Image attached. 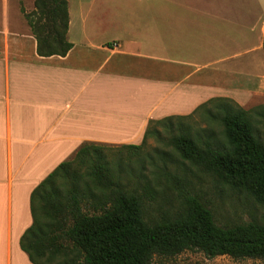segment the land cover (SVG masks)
<instances>
[{"label":"crops","instance_id":"obj_1","mask_svg":"<svg viewBox=\"0 0 264 264\" xmlns=\"http://www.w3.org/2000/svg\"><path fill=\"white\" fill-rule=\"evenodd\" d=\"M65 56H40L0 0V264H32L30 195L82 145H138L210 100L264 104V0H67Z\"/></svg>","mask_w":264,"mask_h":264},{"label":"trees","instance_id":"obj_2","mask_svg":"<svg viewBox=\"0 0 264 264\" xmlns=\"http://www.w3.org/2000/svg\"><path fill=\"white\" fill-rule=\"evenodd\" d=\"M24 17L40 56H65L71 49L67 0H34V10ZM210 105L215 113L209 109L207 117L219 122L220 131L206 127L202 134H192L178 124L169 146L181 160L240 190L264 209V144L255 126L264 111L216 99L193 114ZM193 114L149 124L171 129L172 122ZM148 134L146 129L141 144L122 145L120 151L125 150L128 159L138 155ZM121 165V159L109 162L102 146L82 145L37 185L30 195L32 224L19 243L32 264H150L154 257L185 251L208 258L264 260V222L220 226L195 196L183 195L184 209L173 217L145 219L149 186L143 183L142 193L127 188ZM133 174L128 170L127 175Z\"/></svg>","mask_w":264,"mask_h":264},{"label":"rangeland","instance_id":"obj_3","mask_svg":"<svg viewBox=\"0 0 264 264\" xmlns=\"http://www.w3.org/2000/svg\"><path fill=\"white\" fill-rule=\"evenodd\" d=\"M93 1L95 8L103 5L105 0ZM212 107L213 105L206 106L189 119L172 122L171 129H167L163 124L150 123L146 128L150 134L147 135L144 145L139 154L130 156V159L127 158L125 150L120 151L122 145H100L102 154L109 162L117 164L121 159L123 171L121 179L127 188H134L142 193L143 183L148 184L150 191L145 197V219L157 220L177 215L185 206L183 195H192L210 209L214 221L220 226L249 221L264 222V209L245 193L216 176L205 173L201 168L181 160L169 146V138L177 133L178 124L189 128L192 134H202L201 131L206 127L219 132V122L208 118L206 114L209 109L215 113ZM260 108L264 111V104L249 110L257 111L261 110ZM255 126L264 144V117L258 118ZM128 170L134 174L127 175ZM171 176L178 181L172 180ZM150 264H264V260L233 259L229 256L208 258L198 251H185L172 257H154Z\"/></svg>","mask_w":264,"mask_h":264}]
</instances>
